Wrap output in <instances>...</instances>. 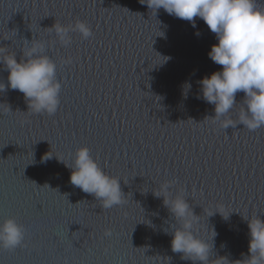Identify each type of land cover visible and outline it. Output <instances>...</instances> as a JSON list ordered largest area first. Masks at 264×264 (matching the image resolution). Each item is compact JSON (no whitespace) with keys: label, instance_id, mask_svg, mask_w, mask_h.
Masks as SVG:
<instances>
[{"label":"water","instance_id":"1","mask_svg":"<svg viewBox=\"0 0 264 264\" xmlns=\"http://www.w3.org/2000/svg\"><path fill=\"white\" fill-rule=\"evenodd\" d=\"M55 19L85 21L93 35L72 33L69 47L48 50L61 84L54 115L28 110L0 64V223L26 229L22 246L0 248V264H193L171 249L179 225L153 194L165 181L184 190L201 239L211 244L215 229L214 255H250L245 218L264 220V127L224 129L197 98L200 79L221 68L208 55L215 34L139 0H0V46L20 60L25 39H55L46 29ZM81 146L120 179L122 204L104 209L70 183L58 158L71 163Z\"/></svg>","mask_w":264,"mask_h":264},{"label":"clouds","instance_id":"2","mask_svg":"<svg viewBox=\"0 0 264 264\" xmlns=\"http://www.w3.org/2000/svg\"><path fill=\"white\" fill-rule=\"evenodd\" d=\"M155 14L163 8L169 15L189 21L196 27L195 18L202 19L209 30L215 34L217 43L208 53L211 60L220 65L218 71L200 79L198 99L214 105L213 122H219L222 128L243 124L249 131L264 127V4L260 0H139ZM55 39H25L22 57L17 60L15 52H9L0 46V64L8 71V85L12 90L23 93L28 110L34 114L54 115L60 103L61 84L57 79V63L48 54V50L58 42L67 48L72 43V33H79L82 39L90 38L91 27L81 20L74 24L55 22L46 27ZM196 35H200L196 32ZM160 36H164L161 32ZM4 39H10L6 36ZM166 60V59H165ZM163 60V62L165 61ZM70 64L72 58L62 60ZM162 62V63H163ZM191 83L182 85V94L187 98ZM5 84H0V92L5 91ZM243 92V107L233 120L229 115L237 104L236 95ZM10 110V106L8 105ZM49 153V152H48ZM44 154L41 162L46 163L52 155ZM71 169L70 183L80 188L99 201L104 209L112 208L124 202V193L120 179L105 172L90 153L87 146L79 147L71 163L59 159ZM172 181L160 184L153 191L154 196L163 197V204L175 217L176 224L171 231V249L182 254V259L202 264H264V220L258 216L245 218L249 228L250 255L242 260L230 261L226 256L214 255L213 228L211 244L201 239L194 226L199 223L183 189L172 192ZM213 214V213H212ZM211 214V215H212ZM229 215V214H228ZM210 216V215H209ZM223 216V215H222ZM225 219L228 218L223 216ZM23 225L14 218H7L0 223V248L13 250L22 246L25 237ZM104 235L112 236L106 229ZM224 247V245H222ZM242 255H244L242 253Z\"/></svg>","mask_w":264,"mask_h":264}]
</instances>
